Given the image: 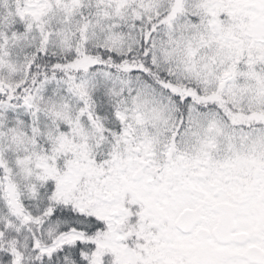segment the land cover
<instances>
[{"label":"snow or ice","instance_id":"1","mask_svg":"<svg viewBox=\"0 0 264 264\" xmlns=\"http://www.w3.org/2000/svg\"><path fill=\"white\" fill-rule=\"evenodd\" d=\"M0 264H264V0H0Z\"/></svg>","mask_w":264,"mask_h":264}]
</instances>
